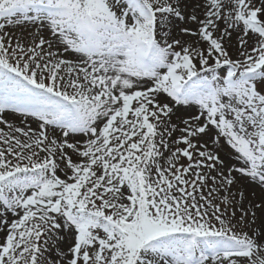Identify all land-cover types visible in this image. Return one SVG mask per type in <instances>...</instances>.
I'll return each mask as SVG.
<instances>
[{"label":"snow or ice","instance_id":"obj_1","mask_svg":"<svg viewBox=\"0 0 264 264\" xmlns=\"http://www.w3.org/2000/svg\"><path fill=\"white\" fill-rule=\"evenodd\" d=\"M184 3L0 0V264H264V0Z\"/></svg>","mask_w":264,"mask_h":264},{"label":"rangeland","instance_id":"obj_2","mask_svg":"<svg viewBox=\"0 0 264 264\" xmlns=\"http://www.w3.org/2000/svg\"><path fill=\"white\" fill-rule=\"evenodd\" d=\"M196 2L197 0H185L184 6L188 14L192 13ZM3 31L9 33V35H11L14 39L17 37L20 38L26 44L31 43L32 39L36 36L37 33L43 35L47 39L52 38L49 30L45 26H41V25H31V24L21 25V26L12 25L6 27ZM174 31L178 33L179 26ZM185 38L188 39V37ZM60 51L63 55L67 56L69 59L73 58V56L75 55L73 54V56H69L67 53H63V49H60ZM231 53L233 54V56H235L236 52H231ZM183 118H186V113L185 110L181 108L179 109V111H177L176 115L173 116V122L179 123L180 119ZM35 127L36 125L33 126V128ZM4 130L7 131V128H4ZM175 135H179V133H176ZM219 155L226 162L228 168L238 167L240 165V162L237 161L236 159L237 154L235 153L234 149H231V147L228 146L226 143L220 149ZM225 171H227V169H225ZM233 175L235 176V182L232 186V192L237 194V199L240 198L239 194L243 193L245 206H247L249 202L254 204H259L261 201H264V185L259 184L258 181H252L250 178L242 177L239 173H233ZM237 215L239 216L240 213L237 212ZM262 218H264V213L257 210V222L256 225L253 226L252 231L258 228L260 224V220ZM10 219L11 217H9V220ZM67 241L68 243H71V237H67Z\"/></svg>","mask_w":264,"mask_h":264},{"label":"bare ground","instance_id":"obj_3","mask_svg":"<svg viewBox=\"0 0 264 264\" xmlns=\"http://www.w3.org/2000/svg\"><path fill=\"white\" fill-rule=\"evenodd\" d=\"M227 46L229 47V51L230 52H236V48L238 47L237 38L235 36H233L231 45H227ZM6 118L9 119L13 124H15L17 126H21L20 125V119L19 118L13 119L11 116H8ZM33 126H35V125L32 124V127ZM0 127L6 128L5 126H0Z\"/></svg>","mask_w":264,"mask_h":264}]
</instances>
